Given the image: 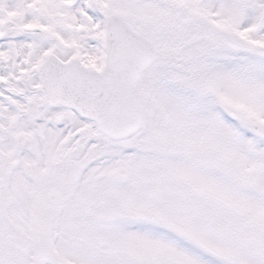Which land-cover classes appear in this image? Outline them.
I'll return each instance as SVG.
<instances>
[{
    "label": "snow or ice",
    "instance_id": "6c2138e0",
    "mask_svg": "<svg viewBox=\"0 0 264 264\" xmlns=\"http://www.w3.org/2000/svg\"><path fill=\"white\" fill-rule=\"evenodd\" d=\"M0 264H264V0H0Z\"/></svg>",
    "mask_w": 264,
    "mask_h": 264
}]
</instances>
